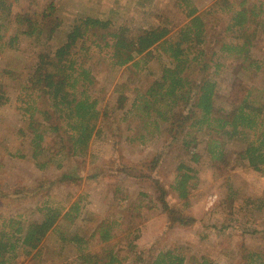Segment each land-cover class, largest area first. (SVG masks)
Returning <instances> with one entry per match:
<instances>
[{
  "label": "rangeland",
  "instance_id": "374dc122",
  "mask_svg": "<svg viewBox=\"0 0 264 264\" xmlns=\"http://www.w3.org/2000/svg\"><path fill=\"white\" fill-rule=\"evenodd\" d=\"M10 1L11 15L7 21H1L5 44L0 47V87L8 101L0 104V186L9 191L16 188L22 192H37L30 200L26 199L27 193L15 200H0V217L21 215L28 222L37 221L39 217L34 205L38 188L56 183L50 189L56 197L53 201L66 205L67 198L75 200L81 196L92 219V222L77 221L71 226L63 222L61 227L64 226L68 238L74 234L88 236L96 224L107 221L117 225L118 238L121 231L128 229L134 231L129 239L138 235L133 252L176 248L184 255L185 264H198L202 259L210 264H244V250L264 254V171H253L246 165L216 169L206 153L207 137L199 134L201 160L198 164H190L197 171V184L190 193L188 204L183 207L182 201L172 193L170 184L176 165L187 159L185 152L179 144H168V137H156L143 131V120L127 113L136 96L159 78L162 64L170 62L159 48L150 49L143 56L147 61L144 69L139 74H132L124 67L109 70L102 55L90 46L87 65L94 66L95 88H105L102 94L96 92L97 109L101 113L98 134L91 140L85 157L70 156L64 141L56 135L46 134L42 143L44 153L39 159H51L52 164L40 171L29 158L30 133L26 119L16 110L15 97L36 65L44 50L43 45L54 49L63 44L74 20L79 17L109 20L112 31L127 27L132 34L165 19L173 30L170 35L174 37L177 27L186 20L176 0ZM191 1L199 13L211 11L206 18L209 29L203 50L205 58L210 60V73H215L213 78L221 97L218 103L223 104L235 81L256 88L264 103V0ZM241 2L244 7L254 5L261 9L258 12L255 8L258 24L245 25L241 31L226 32L229 17L222 9L225 6L240 9ZM49 5L54 9L52 16L60 22L50 40L37 43L15 31L12 21L16 16L41 20ZM24 29L25 26H21L20 30ZM16 33L17 38L9 43ZM100 37L102 34L96 32V38ZM223 44L230 46L231 50L221 52ZM115 83H124L128 87L123 109L116 107ZM224 108L228 109V106ZM140 134L144 136V143L138 139L129 141ZM221 139L228 154L235 155L244 147L240 140ZM19 155L26 158H19ZM156 157L160 159L157 169L145 172L142 168L143 173H147L143 178H127L119 173L122 167L150 162ZM152 179L159 181L165 201L176 214L184 211L195 220L192 226H169L167 215L156 202ZM141 201L144 206H139ZM132 254L125 264H131ZM74 263L72 245L62 246L57 236L49 233L31 256H20L13 264Z\"/></svg>",
  "mask_w": 264,
  "mask_h": 264
},
{
  "label": "trees",
  "instance_id": "16d2710c",
  "mask_svg": "<svg viewBox=\"0 0 264 264\" xmlns=\"http://www.w3.org/2000/svg\"><path fill=\"white\" fill-rule=\"evenodd\" d=\"M176 2L186 20L177 27L174 37H171L173 30L165 19L132 34L127 27L112 31L109 20L79 17L74 20L63 44L54 49L42 46L43 52L15 97L16 110L26 119L30 133L29 158L38 170H45L52 164L51 159H39L44 153L42 143L46 134L56 135L64 141L72 157H85L91 140L98 134L101 113L97 109L99 101L96 92L102 94L105 88L96 90L94 66L87 65L88 48L93 46L102 55L109 70L124 67L132 74L141 73L147 63L143 56L154 47L169 59L168 64L163 63L160 67L159 78L136 96L127 113H133L143 120V131L156 137H168V144H179L185 152L187 159L176 165L170 184L172 193L178 201H182L183 207L188 204L190 193L197 184V171L190 164H198L201 160L199 134L207 137L206 153L216 169L246 165L253 171H264V103L258 97L257 89L235 81L223 104L218 103L221 97L213 78L215 73H210V60L205 58L203 50L209 29L206 18L211 11L199 13L191 0ZM243 4L241 2L237 10L231 6L222 9L229 17L224 29L226 32L241 31L245 25L251 27L258 24L255 17L261 9L254 5L247 8ZM11 8L10 0H0V47L5 44L1 21H7ZM53 10L49 5L41 20L16 16L12 21L15 31L37 43L50 40L60 23L52 16ZM21 26H25L22 31ZM96 32L101 33L102 37L96 38ZM17 36L16 33L9 43ZM227 50H231V47L226 44L220 48L221 52ZM127 89L124 83L113 85L118 109L126 105L124 93ZM7 101L0 87V104ZM226 105L228 109L224 108ZM221 137L240 140L244 147L235 155L228 154ZM136 139L144 143L141 134L129 141ZM19 158L26 156L19 155ZM159 160L156 157L150 162L122 167L119 173L127 178H143L147 173L141 169L145 172L155 171ZM153 183L156 202L167 215L169 226H192L195 220L184 211L176 214L165 201L159 181L155 179ZM55 184L38 188V199L34 205L39 217L37 221L28 222L21 215L0 217V264H13L20 256H31L49 233L55 234L62 246L72 245L74 264H125L131 253V264H185L184 255L176 248L133 252L138 235L129 239L134 231L128 229L121 231L118 238L115 222L101 221L88 236L74 234L68 238L64 226L61 227L63 222L71 226L77 221L92 222V219L81 196L75 200L67 198L64 202L66 205L54 202L56 197L50 189ZM22 191L16 188L9 191L0 186V200H15L23 193H27L26 199L30 200L37 192ZM139 206H144V201ZM242 258L244 264H264V254L259 252L244 250ZM198 264L210 263L202 259Z\"/></svg>",
  "mask_w": 264,
  "mask_h": 264
}]
</instances>
